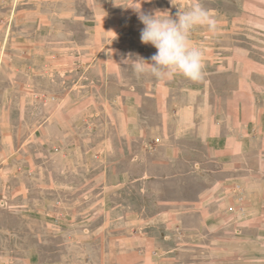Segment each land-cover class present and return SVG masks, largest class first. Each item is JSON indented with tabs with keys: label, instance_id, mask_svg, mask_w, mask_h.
<instances>
[{
	"label": "rangeland",
	"instance_id": "rangeland-1",
	"mask_svg": "<svg viewBox=\"0 0 264 264\" xmlns=\"http://www.w3.org/2000/svg\"><path fill=\"white\" fill-rule=\"evenodd\" d=\"M116 2L140 6V0ZM173 3L185 10L200 3L216 20L215 31L192 33L202 51L238 41L264 62V0ZM141 8L173 17L178 11L171 0H143ZM143 27L138 13L114 0H0V264H109V239L125 218L132 237L161 243L152 244L153 252H173L181 242L180 264H237L234 244L226 261H207V229L180 227L176 214L159 212L163 197L143 195L161 184L141 182L144 150L117 132L121 110L111 96L108 50L115 46L121 56L114 43L143 45ZM124 172L136 177L126 195ZM186 215L207 221V209ZM212 247L218 256L219 246Z\"/></svg>",
	"mask_w": 264,
	"mask_h": 264
},
{
	"label": "crops",
	"instance_id": "crops-1",
	"mask_svg": "<svg viewBox=\"0 0 264 264\" xmlns=\"http://www.w3.org/2000/svg\"><path fill=\"white\" fill-rule=\"evenodd\" d=\"M222 42L218 49L204 47L199 82L179 75L158 80L147 71L137 76L122 59L131 54L150 60L157 49L132 46L129 40L114 43L123 55L109 47L113 54L109 81L111 96L121 110L118 134L127 141L138 140L145 151L138 157L141 182L150 178L149 182L161 184L156 189L146 187L143 195L163 197L159 212L176 214L180 227L207 229V261H226L227 246L234 244L237 264H243L264 261V62L238 41ZM121 176L125 195L129 194L128 181L136 177L127 172ZM130 206L128 202L122 206L123 218ZM148 209L139 206L138 211ZM206 209L205 222L184 219ZM122 223V230L109 239L113 245L107 253L109 264L182 262L181 242H174L173 252H153L152 244L161 243L132 237L129 218ZM133 241L139 246L136 251ZM213 245L219 246L218 256L212 253Z\"/></svg>",
	"mask_w": 264,
	"mask_h": 264
},
{
	"label": "clouds",
	"instance_id": "clouds-1",
	"mask_svg": "<svg viewBox=\"0 0 264 264\" xmlns=\"http://www.w3.org/2000/svg\"><path fill=\"white\" fill-rule=\"evenodd\" d=\"M140 6L125 7L122 3L116 6L131 7L138 13L139 20L144 27L141 29L140 39L144 44H151L157 51L150 60L142 57L133 58L131 54L121 63L131 64L137 76L150 72L158 80H171L176 76H182L192 82L203 79V52L199 46L193 43L192 33L198 27H206L209 31L217 28L216 20L200 4L196 3L185 10L173 3L178 9L175 17L165 12L155 11L145 13Z\"/></svg>",
	"mask_w": 264,
	"mask_h": 264
},
{
	"label": "built area",
	"instance_id": "built-area-1",
	"mask_svg": "<svg viewBox=\"0 0 264 264\" xmlns=\"http://www.w3.org/2000/svg\"><path fill=\"white\" fill-rule=\"evenodd\" d=\"M240 210H243V208H242V207H240Z\"/></svg>",
	"mask_w": 264,
	"mask_h": 264
}]
</instances>
